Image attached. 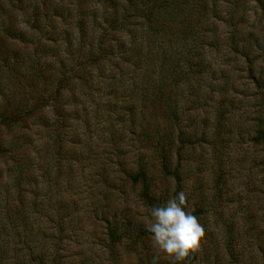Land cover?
<instances>
[{
    "label": "rangeland",
    "instance_id": "obj_1",
    "mask_svg": "<svg viewBox=\"0 0 264 264\" xmlns=\"http://www.w3.org/2000/svg\"><path fill=\"white\" fill-rule=\"evenodd\" d=\"M48 2L85 43L34 46L42 0L9 9L28 41L0 45V114H21L0 125V264H151L148 210L175 191L204 229L190 264H264V0Z\"/></svg>",
    "mask_w": 264,
    "mask_h": 264
},
{
    "label": "trees",
    "instance_id": "obj_2",
    "mask_svg": "<svg viewBox=\"0 0 264 264\" xmlns=\"http://www.w3.org/2000/svg\"><path fill=\"white\" fill-rule=\"evenodd\" d=\"M21 0H0V15H8L9 9L16 11L19 9ZM116 1V0H114ZM126 3L128 0H124ZM18 3V4H17ZM171 3V2H169ZM153 9L156 7L155 5H152ZM31 8V7H30ZM64 8H56L52 7L51 4L48 2V0H42V6L41 9L37 5H33L31 8V12L27 14V16L31 15V28L37 31V35L35 40L32 41V44L34 46L41 45V39L42 37L45 38V40L52 42L55 45V48H53V53H59V54H68L69 49L76 45L77 47H82L85 43L84 36L85 32H87L85 19L80 18L76 21H78V24L75 25L77 30H67L63 29L60 30L58 24L60 23H66L69 22L67 19L70 18V14L68 17L66 16L67 13L64 12ZM14 14V15H13ZM6 15V16H7ZM17 12L12 13L7 16L8 22H6L4 25L0 24V45L4 44L6 38L17 40L18 41H28L25 40L26 38L24 32L18 30L16 28V25L18 24L16 17ZM67 17V19H66ZM114 19V18H113ZM67 21V22H66ZM113 22V21H112ZM148 29L152 33H159L160 30L153 28V25L148 26ZM2 31V32H1ZM77 31V32H76ZM170 33L174 34L172 30H169ZM169 33V34H170ZM109 35V33H106ZM155 35V34H154ZM2 36V37H1ZM74 38V39H73ZM82 41H84L82 43ZM62 48V52L60 53V48ZM117 49H125V45L122 44L120 41L116 47ZM92 48H89L90 53H88V56H91V52L93 53ZM104 55H107L109 53V50L103 49L102 51ZM9 56H16V51L11 50H2L0 46V64H5ZM62 62H60V67H63L65 63V60L61 58ZM21 117V114L15 113L12 116H10L8 113H1L0 114V125L2 126H11L15 122L19 121ZM133 181H139L142 185V195L149 200V196L147 193V178L146 174L142 167H139L136 171V173L132 177ZM146 232V231H145ZM147 234H150L146 232ZM151 235V234H150ZM192 261V255L186 258L185 262L183 264H190Z\"/></svg>",
    "mask_w": 264,
    "mask_h": 264
},
{
    "label": "clouds",
    "instance_id": "obj_3",
    "mask_svg": "<svg viewBox=\"0 0 264 264\" xmlns=\"http://www.w3.org/2000/svg\"><path fill=\"white\" fill-rule=\"evenodd\" d=\"M185 202V193L175 191L161 205L148 210L145 231L151 234L157 250L151 264H159L161 256L167 257L170 264H183L198 250L204 229L197 217L186 210Z\"/></svg>",
    "mask_w": 264,
    "mask_h": 264
}]
</instances>
